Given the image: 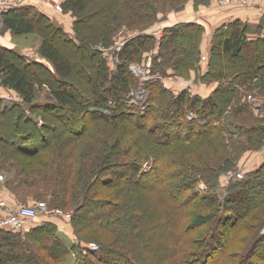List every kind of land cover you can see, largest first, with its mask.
Returning a JSON list of instances; mask_svg holds the SVG:
<instances>
[{"label": "trees", "instance_id": "16d2710c", "mask_svg": "<svg viewBox=\"0 0 264 264\" xmlns=\"http://www.w3.org/2000/svg\"><path fill=\"white\" fill-rule=\"evenodd\" d=\"M153 1L63 0V10L75 17L72 33L34 6L2 12L4 26L14 35L39 30L43 36L40 56L33 61L0 44V84L16 90L22 99L7 103L5 111L0 108V151L8 152L5 146L16 142L19 130L21 139L37 146L25 152L32 161L25 180L35 185L42 173L55 182L62 176L58 195H66L62 198L70 203L79 195L70 190L75 172V184L83 195L71 212L78 241L68 248L69 237L53 222L34 225L25 233L0 224V264H57L70 253L76 259L73 264H264V231L252 245L253 256H248L246 247L240 249L246 239L243 232L254 226L253 218L264 217L254 213L264 212V162L231 180L223 201L219 193H210L218 190L221 175L233 167L228 152L234 135L247 137L253 147L264 143V119L255 117V106L241 102L243 88L264 95V37L247 36L260 33L262 26L240 19L222 24L212 35L209 55L202 59L206 27L181 21L164 26L159 39L154 29L128 40L111 70L104 48L114 45L119 29L154 22L161 12ZM95 15L100 17L97 26L92 21ZM150 50H154L153 77L143 82L149 96L142 106L133 101L131 93L140 78L130 65L143 63ZM249 55L253 63L246 62ZM192 71L202 82L218 83L210 96L192 93L188 87L176 94L157 78H188ZM242 112L258 123H243ZM96 120L112 123L114 131L128 120L136 126L132 133L153 142L142 146L150 155L122 159L135 144L126 146L121 138L112 145L99 139L88 144L83 138ZM72 146L77 149L67 150ZM169 146L172 150H166ZM45 149H52L47 158ZM150 157L153 168L141 172ZM199 181L206 183V195L197 191ZM52 197L49 201L64 207L59 197L57 201ZM195 198L207 206L204 212L192 213ZM147 199L155 200L154 209L145 205ZM209 223L216 224L207 235L190 237ZM84 232L97 240L98 249L87 247L83 252L88 241ZM215 234L219 239L213 242Z\"/></svg>", "mask_w": 264, "mask_h": 264}, {"label": "rangeland", "instance_id": "374dc122", "mask_svg": "<svg viewBox=\"0 0 264 264\" xmlns=\"http://www.w3.org/2000/svg\"><path fill=\"white\" fill-rule=\"evenodd\" d=\"M1 1H10V0H0V4H1ZM141 1H146V0H141ZM168 1L167 0H154L153 1V7H157V9H159V12H161V14H158V18L154 22L152 21L150 24L145 25L143 28H140L136 25H130L131 27L121 28L117 31L116 36L118 37V39L115 40L113 46L111 45L112 47L110 46L108 48L107 47L104 48V53H103V55L106 57L107 61H111V66H110L111 70L114 71L116 69L113 61H114V58L118 57L119 50H121L123 48L122 46L125 45L128 40L134 38V36L140 35L141 33H146V32L152 31L154 29H157L158 33L161 34L160 36H162L164 27L162 26L161 21L163 23L166 22V24H165L166 26H171V25L179 22L178 16H180V14H183V13H186L187 19H194L195 18V12L203 10V9L209 7L210 5H212L214 3V0H168ZM170 1H174V2L171 3ZM220 1L221 0H217V2H219V5L223 6L220 3ZM233 1H235V0H233ZM62 2H63V0H15V3H16L15 6L16 7L34 6L39 11V13L41 11L44 14L48 15L54 21V24L56 26H60L63 29H65L66 31H70L72 33V31L74 32L73 27H74L75 17L71 14V12H66L63 10ZM178 2H179V5L174 6ZM235 2H238V1H235ZM225 4L229 5L228 9L248 10V9H252V8H258L264 14V0H256L252 6H249L246 8L245 7L242 8V7H239L237 5L233 6V5H230V3H225ZM6 9H8V8H6ZM6 9H0V42L4 45L5 44L10 45L13 48L21 51V53L25 54L26 57L29 56L30 58L36 59L37 57H34V55H38V57H39L38 47L42 41V36H43L42 33L39 32V30H35L34 32L29 33V34H25V35H14L11 32V30L7 29L3 24L2 12ZM162 12H164V13H162ZM97 17L100 18L97 15L92 17L93 18L92 21L95 22L94 23L95 26H97L98 22H99ZM162 18H165V19L161 20ZM157 39H159V38H157ZM99 47H103V46H99ZM153 54H154V50H150L146 53V55H145L146 59L143 63L135 62V63H132L130 65V69L135 73L136 77L140 78L138 86H136L132 90L133 97H134L133 101L137 102L138 104H140L142 106L146 103L148 96H149V92L146 90V87L144 86V83H143L145 81H142V78H144L143 72H147L150 76V79L153 77V74L151 72V64L153 61ZM77 57H79V55H77ZM202 59H204L203 56H202ZM246 62L247 63H251V62L253 63V60H252L250 55L248 56ZM247 63L244 62L243 64H245L247 66ZM116 66H117V64H116ZM83 67L85 68V65L83 66V64H81L80 68L83 69ZM156 76L157 75H155V77ZM168 76L169 75H167L165 77L157 76V78H160L161 81L165 83L168 80ZM176 76H178V75H176ZM176 76L174 77L175 79H173V83L169 82V84H171L170 88H172L173 91L176 94H178V92H180L181 90H183V88H185V83H184V87L181 88V86L178 85L179 80L176 79ZM178 77H181V76H178ZM145 78H147V75H145ZM183 79H185L187 84L191 83V81L189 80L190 77L183 78ZM168 81H170V80H168ZM199 81L200 80L197 77H195L194 87L199 88L201 86ZM165 84L168 85L167 83H165ZM172 84H176V86L173 87ZM187 87L189 88V90L192 93L195 92L194 88L189 87V86H187ZM43 90L47 93L48 88L43 87ZM243 94H244V97H242L241 102L255 106V109H256L255 117L259 116V117H262L264 119V95L260 94V93L255 94L254 91H251V90L246 89V88H243ZM250 94H254V95L250 98V96H251ZM44 97L45 96L41 95L40 98H44ZM258 103H260L259 106H257ZM234 108L235 107L233 105L232 109H234ZM189 113L191 114L190 115L191 118L195 117V114L192 111H190ZM246 113L247 112H242L241 113L242 116H240V118H241L240 120L243 121V123H245L246 125H252V124L258 123L255 118L252 119ZM232 114H233V111L228 112L229 116ZM126 123L123 125L117 126L116 131H114L112 123L110 124V123L104 122L102 120L93 121L90 124L89 133L86 134L83 139L88 144H91V143L94 144V143H96V139H99L100 142L106 140L110 143V145H112L113 142H115L119 138H121L123 141L127 142L125 144L126 146H129V143L135 144L132 147V150H130L126 154H124L122 159H127V160L131 159L132 160V158H134L137 154H141L142 159H143V157L145 159L146 156L150 155V153H148L147 150L145 148H143L142 146H144V145L147 146L148 144L151 145L153 142L150 141L148 139V137H145V136H144V138L142 136L138 137L137 133H132V129H135L136 126L135 125L132 126V123L129 122L128 120L126 121ZM231 141H232L233 148H232V152H228V154L229 155L231 154V156H232L231 159L233 161L230 160V163H231V165H233V167L221 175V177L219 179L220 185L218 187V190H215V189H213V191L210 190L211 195L214 192H217L220 194V195L218 194L219 201L224 200V198H225L224 196L227 194V190H228L227 188H228L230 181L233 179H240L246 173V172H244V168L242 166L244 159L253 158L254 157L253 151L258 150L264 146V143H263V145L260 147L259 146L253 147L252 146L253 144L251 143V141L247 137H238V135H234L231 138ZM155 147H156V149H159L158 146L155 145ZM242 147H244V148H242ZM72 148L77 149V147L72 146V147H68L67 150H70ZM168 149L172 150V148H170V146L168 148H166V150H168ZM51 150L52 149H45L42 152L43 156L45 158L49 157L51 154ZM162 150H163V152L166 151L165 149H162ZM199 153H201V152H199ZM216 153H217V155L221 154L220 151H217ZM216 153H215V156H216ZM219 157H221V155ZM148 160H144V162L142 164V171L141 172H146V171L151 170L153 168L152 167L153 158L150 157ZM30 161H31V159H28L25 157H20V158L14 157V160L12 161L11 166H9L7 164H4L5 167L0 165V170L4 173V175H6L10 171L9 169L11 167H13L14 165L18 166V164L19 165L25 164V167L23 166V169H24L23 172L28 173L31 169L30 164H32V163H30ZM128 161H130V160H128ZM247 165H245V166H247ZM7 167H9V168H7ZM48 172H52L53 174H55L54 170L49 169ZM42 174L40 175L38 180L35 182V185H33V186H31L32 184L29 183L28 181H26L25 178L23 177L22 181L19 184L21 187L15 188L13 190L21 196L19 198H22V197L25 198L26 196H30L31 194H35L39 198L44 199L48 202L49 200H51L50 199L51 196L55 197V201H57V199L59 197V200L63 201L61 203V205H64V207L63 208L58 207L55 202L52 203V201H49L48 202L49 211L47 212V215H52L55 218L56 217L64 218L63 220L65 221V223L69 226H72L71 225V215L69 216L68 214H69V212H72L73 206H75V204H77L78 201L80 202V200L82 199L81 197L83 195L82 190H80V188L75 184L78 180L76 173L75 172L72 173V175L70 176V179H69V183L73 185L72 187H70V190L72 191V193L74 191H78L79 195L78 196L76 195V199L70 203L64 202V198H62V197H65L66 195L61 194L62 197L60 195H58V193L61 191V182L63 181V177L60 176L59 179L57 180V182H55V181H50V179H45L42 176ZM18 175H19V172H18L17 176ZM36 177H38V176H36ZM57 185H58V189H57ZM197 189H198L197 191L199 192V194L201 196L206 195L208 193L207 192V185L204 181H199ZM61 193H63V192H61ZM148 194H150V193H148ZM0 196H1V194H0ZM66 197H65V199H66ZM1 198H2V196H1ZM153 200L152 199L146 200L145 205L148 206L150 209H152V208L154 209V206L156 205L155 200L154 201ZM191 200H192L191 203H194L197 206V207H194L192 213L198 212V211L204 212V210H206L205 208H207V206L202 204V200H199L198 198L191 199ZM22 203L24 205L31 204V203L27 202V200L24 202L22 201ZM69 205H71V206H69ZM56 209H60L63 212L61 214H56V212H55ZM188 209H190V208H188ZM191 210L192 209L188 210L189 211L188 213H191ZM254 213L259 214V215L264 214V212H261L259 210L254 211ZM254 213H252L250 215V217H252V215H254ZM254 217H256V215ZM35 219L37 220L38 218H35ZM35 219L30 220L26 224V226L27 227L34 226L36 223L34 221ZM253 222H254V226L250 230L243 232L247 241L245 239V242L240 245L241 246L240 249H243L246 247L245 252L246 253L248 252V256L254 255V254H252V253H254L252 245L255 244L254 241L256 239V236L257 235L259 236L260 233H262L264 231V223H263L264 217H262L260 220L257 219V217L253 218ZM215 224L216 223H209V224L205 225L202 229L195 230L192 233V235H190V237H195V239L198 237H204L205 235L208 234L209 230L215 226ZM27 230H29V228L24 229V227H23V228L16 230V231H23V233H25V231H27ZM73 237H75V236H73ZM82 237H84L86 240H88V241H85L83 243V246H85V247H87L89 242H95L98 244L97 240H95V239L91 240L92 238H91V235L89 232L88 233L84 232L82 234ZM191 239L192 238H190V240ZM212 239H213L212 240L213 242H216L217 239H219L218 234L217 235L215 234V236ZM70 241L71 242H67V244H66V246L68 248L71 245V243L78 241V239L75 237V238H71ZM246 243H247V246H246ZM38 244L40 246V243H38ZM261 249L262 248H260L259 251ZM232 251H234V250H232ZM84 253H86V252H84ZM71 256H72V258H70ZM74 260H76L74 255H72V253H70L65 260L57 261L58 262L57 264H62V263L63 264H71V263L73 264ZM241 261L243 262V260H241ZM74 264H76V263H74Z\"/></svg>", "mask_w": 264, "mask_h": 264}, {"label": "crops", "instance_id": "0c3cea01", "mask_svg": "<svg viewBox=\"0 0 264 264\" xmlns=\"http://www.w3.org/2000/svg\"><path fill=\"white\" fill-rule=\"evenodd\" d=\"M228 6H221L219 5V2H217V0H214V3L212 5H210L209 7L200 10L198 12H195V18L194 19H187L186 18V13L180 14V16H178V21H195V22H199L201 24H203L206 29H205V33L203 35L202 38V44H201V48H202V56H208L209 55V47L211 44V39H212V35L214 33V31L216 30L217 27L221 26L224 23H228L233 21L234 19H240L243 20L246 23H249L250 25L256 27L259 26L261 24L262 26V31L259 32H251L249 33L247 36L248 38H258V37H264V14L258 9V8H252V9H248V10H244V9H228ZM177 22V21H176ZM174 23V22H173ZM162 26H166V22L163 23L161 21ZM0 44H2L0 42ZM4 45V44H2ZM5 46L9 47L10 45L5 44ZM12 47V46H10ZM39 54V53H38ZM40 56V54H39ZM205 57V58H206ZM28 60L33 61V60H37L38 56L36 59L30 58L29 56H27ZM204 58V59H205ZM176 75H169L168 76V81L165 82L167 83L169 86H171L170 83H173V79H175ZM195 77H196V72L192 71L190 74V84H187L185 79H183L182 77H178L176 76V79L179 80L178 85L182 87H184V83H185V87L189 86L194 88V93H199L203 96H210L212 94V92L216 89V87L218 86L217 82H202L201 80L199 81L201 86L198 87H194V81H195ZM173 87L176 86V84H172ZM11 101H17V102H22V99L19 95V93L9 87L3 86L0 84V108L2 111H5L6 109H4L5 105L7 103H10ZM260 103L257 104V106H259ZM0 110V111H1ZM25 111L27 113H29V108L25 107ZM19 120V119H18ZM17 121V118H15V122ZM39 123H42V119H39ZM19 130L15 131V137H18L16 139V142L13 144H6V149L8 150V152H3L0 151V165L4 166V164H7L9 166L12 165V161L14 160V157H25L27 158L26 155V151L29 152H33L36 149V144L34 142H27L23 139H21V133H19ZM18 135V136H17ZM13 139V140H14ZM1 142H3L1 140ZM4 146V145H2ZM3 148V147H2ZM253 155L254 157L251 159H244L243 161V168H244V172H247L249 170H252L254 168H256L257 166H259L261 163L264 162V146L258 150H254L253 151ZM248 164V165H247ZM22 165V164H21ZM18 164V166L14 165L13 167H11L9 170V172L5 175L4 180L0 183V194L2 196V199L6 202L5 205H0V220L3 216H6V214L10 211H15L17 210L21 205H24L22 203V201H26L31 203L29 205H33V206H37L40 202H46L48 204V202L44 199L39 198L37 195L35 194H31L30 196H26L25 198H19L21 197L17 192H15L13 189L15 188H19L21 187L19 184L22 181V178H26L27 177V172L24 173L23 172V167ZM247 165V166H245ZM5 167V166H4ZM9 168V167H7ZM12 169V170H11ZM19 172V175L17 176ZM243 177V176H242ZM33 186V185H31ZM30 188V187H29ZM32 188V187H31ZM31 199V200H30ZM22 200V201H21ZM38 219L34 220L36 223L35 225H41L44 224L45 222H53L58 226V229L60 232H62L64 235H67V237L71 238H75L73 236V229L72 226H69L65 223V221L63 220L64 218H59V217H53L52 215H47L46 214H40L38 217ZM1 224V223H0ZM29 227H24V229L30 228Z\"/></svg>", "mask_w": 264, "mask_h": 264}, {"label": "built area", "instance_id": "2783aa9c", "mask_svg": "<svg viewBox=\"0 0 264 264\" xmlns=\"http://www.w3.org/2000/svg\"><path fill=\"white\" fill-rule=\"evenodd\" d=\"M238 1V2H235ZM221 0L220 3L223 6H229L228 4L225 3H230V5H237L242 8H246L249 6H252L253 3H255L256 0ZM15 0H10V1H1L0 4V9H6L15 6ZM161 34L158 33V37ZM118 39V37L116 38ZM124 46V45H123ZM122 46V47H123ZM33 54V53H32ZM38 55H34V57H37ZM205 58V56H204ZM114 65L116 67V64L118 65L119 59L118 57L114 58ZM108 64L111 66V61H108ZM144 78H142V81H148L150 79V76L147 72H143ZM145 75H147V78H145ZM152 76V75H151ZM133 94V93H131ZM252 95L250 96V98ZM5 175L4 173L0 170V183L4 180ZM5 201L1 198L0 196V205H5ZM49 211L48 204L46 202H40L37 206L33 205H21L17 210L15 211H10L6 214V216H3L0 220L1 225L11 228L14 230H19L23 227H26V224L32 220L37 218L40 214H46ZM56 214H61L63 211L60 209L55 210ZM69 216L71 215V212L68 214ZM88 248L90 249H98L99 245L95 242H89L87 245ZM87 247H84L83 252L87 251Z\"/></svg>", "mask_w": 264, "mask_h": 264}]
</instances>
